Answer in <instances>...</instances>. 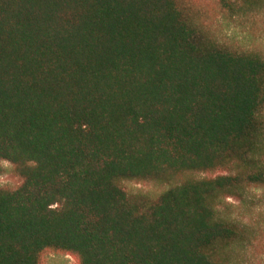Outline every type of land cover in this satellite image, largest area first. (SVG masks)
I'll return each instance as SVG.
<instances>
[{"label":"trees","instance_id":"16d2710c","mask_svg":"<svg viewBox=\"0 0 264 264\" xmlns=\"http://www.w3.org/2000/svg\"><path fill=\"white\" fill-rule=\"evenodd\" d=\"M4 161L21 183L0 187V264H232L254 232L223 200L264 187V55L217 42L184 0H0Z\"/></svg>","mask_w":264,"mask_h":264},{"label":"rangeland","instance_id":"374dc122","mask_svg":"<svg viewBox=\"0 0 264 264\" xmlns=\"http://www.w3.org/2000/svg\"><path fill=\"white\" fill-rule=\"evenodd\" d=\"M196 22L220 44L242 51H256L264 55V9L249 20L232 18L220 6L219 0H184ZM0 187L15 188L21 179L12 165L4 161ZM122 186L130 196L155 198L168 188L167 184L148 180H125ZM247 202L233 198L223 200L224 209L251 224L254 238L245 246H237L232 264H264V187L251 189ZM255 204V206H253ZM44 264H76L71 255L49 251Z\"/></svg>","mask_w":264,"mask_h":264}]
</instances>
